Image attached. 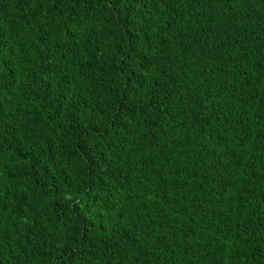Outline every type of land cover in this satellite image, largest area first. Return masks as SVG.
<instances>
[{
	"label": "trees",
	"instance_id": "1",
	"mask_svg": "<svg viewBox=\"0 0 264 264\" xmlns=\"http://www.w3.org/2000/svg\"><path fill=\"white\" fill-rule=\"evenodd\" d=\"M0 264H264V0H0Z\"/></svg>",
	"mask_w": 264,
	"mask_h": 264
},
{
	"label": "snow or ice",
	"instance_id": "2",
	"mask_svg": "<svg viewBox=\"0 0 264 264\" xmlns=\"http://www.w3.org/2000/svg\"><path fill=\"white\" fill-rule=\"evenodd\" d=\"M74 3H79V0H73ZM102 3L105 4V7H112L115 8L117 4L122 3V0H101ZM54 5L56 6L57 10L62 6L63 0H53ZM70 14V13H69ZM127 68V65H125Z\"/></svg>",
	"mask_w": 264,
	"mask_h": 264
}]
</instances>
